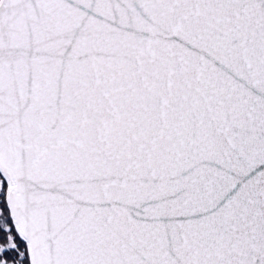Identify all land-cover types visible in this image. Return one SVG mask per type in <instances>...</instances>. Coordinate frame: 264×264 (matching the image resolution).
<instances>
[{
  "label": "snow or ice",
  "instance_id": "1",
  "mask_svg": "<svg viewBox=\"0 0 264 264\" xmlns=\"http://www.w3.org/2000/svg\"><path fill=\"white\" fill-rule=\"evenodd\" d=\"M0 264H264V0H0Z\"/></svg>",
  "mask_w": 264,
  "mask_h": 264
}]
</instances>
